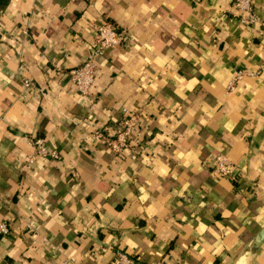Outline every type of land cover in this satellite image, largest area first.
Instances as JSON below:
<instances>
[{
    "label": "crops",
    "instance_id": "0c3cea01",
    "mask_svg": "<svg viewBox=\"0 0 264 264\" xmlns=\"http://www.w3.org/2000/svg\"><path fill=\"white\" fill-rule=\"evenodd\" d=\"M233 2L169 0L171 7H155L137 24L121 12L114 14L124 28L106 20L122 33L136 34V48L156 49L139 56L144 87L137 89L136 82H130L143 94L133 104L137 120H141L133 138L139 137L138 152L159 150L149 158L157 161L164 175L157 173L153 178L151 168L145 175L142 167L135 171L129 167L133 182L126 194L104 198L93 191L88 196L92 211L87 218L93 222L92 230L86 236L83 232L67 233L69 242L83 238L84 251L90 257L84 264H113L119 251L150 264L157 260L163 264H233V253L241 255L264 224V31L261 25L257 29L255 23H242ZM157 3L159 0H144L148 8ZM27 8L28 0H9L0 21L11 20L22 32L24 24L17 22V17L31 19ZM254 9L264 18V0H254ZM81 25L87 27L83 20ZM31 36L29 29V42L35 45ZM34 51L42 55L45 48ZM48 68L55 71L51 63ZM238 70L253 73H243L230 89L228 84ZM71 83L69 77L63 81L65 88ZM96 99L109 108L113 103L110 96ZM75 111L81 113L78 107ZM123 113L115 112L116 122L108 120L101 129L112 131ZM29 141L34 147L31 138L24 146ZM4 145L9 151L15 147L7 140ZM103 147L107 148L106 144ZM216 153H225L232 161L230 176L212 168ZM140 159L136 155V160ZM48 171L58 176L55 168ZM13 175L12 165L0 158V182ZM24 181V175H16L17 183ZM137 185L147 193L143 202ZM113 186L108 180L98 181L101 192ZM69 189L70 184H57L48 201L51 210L63 209L60 200ZM181 191L183 195L178 194ZM11 203L18 204L19 199L13 198ZM10 211L7 204L0 205V215L7 216ZM12 215L18 224L19 216ZM5 222L11 233L13 221ZM108 237L110 243H98ZM7 238L14 239L11 235ZM2 264L15 262L4 257ZM241 264H264V242Z\"/></svg>",
    "mask_w": 264,
    "mask_h": 264
},
{
    "label": "clouds",
    "instance_id": "9594fccd",
    "mask_svg": "<svg viewBox=\"0 0 264 264\" xmlns=\"http://www.w3.org/2000/svg\"><path fill=\"white\" fill-rule=\"evenodd\" d=\"M161 5L171 7L169 0H159L152 8L144 0H28L31 19L17 17V22L24 24L22 32L11 20L0 21V158L12 165L16 175L25 176L21 183L16 182V175L0 182V205L7 204L11 209L7 216L0 215V264L4 257L15 264H28L29 260L32 264H84L90 257L84 251L83 238L69 242L67 233L83 232L86 236L92 230L93 222L87 218L92 211L88 196L93 191L104 198L126 194L128 184L133 182L127 172L129 167L133 171L142 167L145 175L151 168L153 178L157 173L164 175L157 161L149 158L159 150L138 152L139 137L133 138L141 123L133 104L143 94L134 90L130 82H136L137 89L144 87L139 56L156 49L136 48L138 36L133 32L109 41L107 32L114 30L105 24V20H111L124 28L114 14L117 12L137 24ZM246 8L247 5L242 9L245 20H251L259 29L260 23ZM81 20L87 27L81 25ZM29 29L35 45L29 42ZM121 43L126 47L121 48ZM39 47L45 48L42 55L34 51ZM49 63L55 71L49 70ZM69 75L72 83L65 88L63 81ZM98 96L112 97L110 108L100 103ZM118 111L132 116L133 121L125 125L128 132L120 131L118 142L108 143L100 129L108 120L115 123L114 113ZM37 132L41 133L39 138ZM112 134L109 130V137ZM27 138L35 141L34 147L30 141L24 146ZM5 140L15 146L12 151L5 147ZM136 155L141 157L139 161ZM48 156L53 160L49 161ZM50 168H55L58 176L51 174ZM102 179L114 186L101 192L98 181ZM59 182L70 184V189L60 200L63 209L51 210L48 201ZM146 186L152 190L151 183ZM137 187L143 202L147 193L144 187ZM13 198H18L19 203L12 204ZM12 212L19 216L18 224ZM6 220L14 223L11 233ZM9 235L14 239L9 240ZM111 240L108 237L98 243L108 244ZM233 257V264H241L244 258L235 253Z\"/></svg>",
    "mask_w": 264,
    "mask_h": 264
},
{
    "label": "built area",
    "instance_id": "2783aa9c",
    "mask_svg": "<svg viewBox=\"0 0 264 264\" xmlns=\"http://www.w3.org/2000/svg\"><path fill=\"white\" fill-rule=\"evenodd\" d=\"M233 5L235 8V14L237 15L238 19L242 23L251 24L253 22L251 20L246 21L244 17V12L242 11V9H245V5H247L246 10L249 12V15L256 18V21L260 23L262 30L264 31V18H261L260 15H258L255 12L253 0H234ZM105 24L107 25L108 29L114 30V31L107 32V39L109 41H112L113 39H117L121 37L122 32L119 29H117L111 22L105 20ZM98 48H99V45H97V50ZM245 72L251 73V74L253 73L252 71H245ZM245 72L242 70H238L235 73L234 78L229 82L228 88L232 89L235 85L234 82H236V80L239 79ZM68 77H69V80L72 82V77L70 75ZM135 116H136V119H138L136 113H135ZM132 121H133L132 116H126L123 113L119 124L116 127H114V129H112L111 132L113 134L110 137H109V131H105L103 129H100V134L105 138V140L108 143H116L119 141L120 131L128 132V128L125 125H127L129 122H132ZM39 137L40 136H37V138ZM127 142L131 143V139H129ZM33 143L35 145V141H33ZM108 143H106V146H108ZM232 167H233L232 161L228 158V156L225 153H216L214 155L212 159V168L215 171L219 172L222 175L230 176L232 173ZM5 224L8 227V231H9L8 224L6 222ZM113 264H150V263L139 261L133 256L126 253L125 251H119L116 254ZM152 264H163V262L161 260H157Z\"/></svg>",
    "mask_w": 264,
    "mask_h": 264
},
{
    "label": "water",
    "instance_id": "95a60500",
    "mask_svg": "<svg viewBox=\"0 0 264 264\" xmlns=\"http://www.w3.org/2000/svg\"><path fill=\"white\" fill-rule=\"evenodd\" d=\"M263 242H264V224L258 229V231L251 237V239L245 245L241 253V256H244L245 258L247 255L256 252L263 244ZM245 253L247 254L246 256L244 255ZM243 259L241 260V262H243Z\"/></svg>",
    "mask_w": 264,
    "mask_h": 264
},
{
    "label": "trees",
    "instance_id": "16d2710c",
    "mask_svg": "<svg viewBox=\"0 0 264 264\" xmlns=\"http://www.w3.org/2000/svg\"><path fill=\"white\" fill-rule=\"evenodd\" d=\"M9 0H0V13L5 9Z\"/></svg>",
    "mask_w": 264,
    "mask_h": 264
}]
</instances>
